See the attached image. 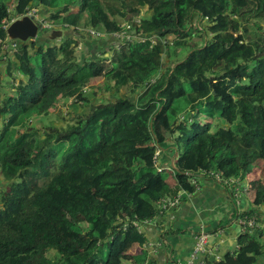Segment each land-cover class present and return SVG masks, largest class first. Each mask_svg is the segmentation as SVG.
<instances>
[{"label": "trees", "instance_id": "1", "mask_svg": "<svg viewBox=\"0 0 264 264\" xmlns=\"http://www.w3.org/2000/svg\"><path fill=\"white\" fill-rule=\"evenodd\" d=\"M37 7L71 33L59 46L9 39L10 24ZM144 9L139 20L130 13ZM261 21L264 0H0V59L14 91L0 99V264H147L140 228L201 178L233 200L246 186L240 194L252 192L253 206L239 221L264 226ZM126 25L137 40L110 49ZM196 33L201 45L191 44ZM12 43L15 62L4 52ZM83 43L96 46L79 60ZM96 48L110 51L111 69ZM100 76L130 96L91 107L54 135L31 126L59 103H88L87 81ZM177 134L182 152L162 148ZM250 231L216 264H256L264 229Z\"/></svg>", "mask_w": 264, "mask_h": 264}, {"label": "crops", "instance_id": "2", "mask_svg": "<svg viewBox=\"0 0 264 264\" xmlns=\"http://www.w3.org/2000/svg\"><path fill=\"white\" fill-rule=\"evenodd\" d=\"M61 34L63 37L64 33ZM246 194L249 198L244 195L238 205L224 186L201 178L194 194L182 193L181 201L170 207L163 217L140 228L149 255L147 264H216L228 254H234L244 233L239 212L249 211L253 206V193ZM262 211L264 213V208ZM214 230L218 231L211 233ZM202 231L208 234V241L196 255L195 246ZM211 236L215 238L213 243L209 240ZM256 264H264V256L258 258Z\"/></svg>", "mask_w": 264, "mask_h": 264}, {"label": "rangeland", "instance_id": "3", "mask_svg": "<svg viewBox=\"0 0 264 264\" xmlns=\"http://www.w3.org/2000/svg\"><path fill=\"white\" fill-rule=\"evenodd\" d=\"M33 11H36L37 14L41 18L46 19L49 22V18H50L51 13H48L42 7H37L35 9H33L32 12ZM55 11L56 10H53L52 12H55ZM130 13H132L133 16L136 17L137 20H139L141 18V16L147 17L149 14V12L146 9H144L142 12L130 11ZM261 23H262V27L264 28V21H261ZM196 25L197 24H195V27H197ZM57 30H60L61 32L64 33L63 37L62 36H59L58 38L54 37V33L56 35V33L58 32ZM127 30H129V29L127 28ZM197 31L198 30L195 29V32H197ZM49 32L46 30H40L39 35H38L39 39H36L37 43L40 45H43L45 49L49 46V44H52V45L55 44V45L59 46L64 39L71 36V33L67 32V30H65L64 28H58V29L56 28L53 31H49ZM46 34H48V35L52 34V35L48 36ZM81 36H84V35H81ZM126 36L129 39L135 40L136 35L126 33ZM43 37H45V40L42 39ZM128 38L119 39V40L114 39L112 41L113 45L110 46V49H112V48L115 49V48L121 46V44H123L124 42H131L128 40ZM84 40H86V37ZM91 40H93V39H91ZM190 41H191V44H198V45L202 44V39L198 36L197 33L191 37ZM110 42L106 38L97 39V44L101 45L102 47L106 46L105 44H107V43L110 45ZM99 45H97V48ZM89 46H91V44L87 45V46H85V45L80 46V48L78 49V50H80L79 51L80 55L78 56L79 60H81V57L83 54H85L89 49L92 50V48L95 47L96 45H93L92 48H89ZM97 48H96V50H97ZM96 50H93V51H96ZM107 51H108V49H106V48L103 50H97L96 58H99L100 60L101 59H107V58L110 59L107 61L104 60L105 68L107 70H109V69H111V65H110V62H111L110 57L111 56L108 55V52H110V51H108V52ZM32 52H33V50H30V53H32ZM86 55H84L85 56L84 59L89 61L90 55H88V56H86ZM8 58L10 61L15 62L16 61L15 52L10 53ZM93 67L94 68L96 67V63H93ZM7 68H8L7 61L1 60L0 61V99L4 98L8 94L14 92L11 89V81L7 75V72H6ZM85 92H86V97L89 100L88 103L76 102L73 99L69 100L66 103H59V104L55 105L54 108L51 109L50 114L42 116V117L34 118L31 121V126L37 128L39 130H42V132L48 131L54 135V131H56L57 129H62L63 127H66L67 125L75 122L76 117H78L79 115L88 114L91 111V107L97 106L100 104H104V103L110 104L119 97L130 96L127 93V89H123L120 93H118L114 89L113 84L110 81H107L104 76H100L98 78L87 81V86L85 88ZM160 129H161V133H166L165 136L169 137V136H167V135H169V133H168L169 127H168V124L165 122V119H163V121L160 122ZM178 137H179L178 134L174 135V137L172 138L171 141H167L166 138H163L161 140L162 141V143H161L162 148L173 147V148L177 149L179 152H182L184 145L179 140ZM259 169L260 170L262 169V165H259ZM262 181H264V176L262 177ZM1 182H2V178L0 176V184H1ZM251 189H252V187H251ZM244 192H245V190H244ZM245 196H247V198H249L248 194H245ZM243 198H244V196L241 198L242 201H243ZM209 240L211 241V243H213L215 238L213 236H211ZM124 264H128V262H124Z\"/></svg>", "mask_w": 264, "mask_h": 264}, {"label": "built area", "instance_id": "4", "mask_svg": "<svg viewBox=\"0 0 264 264\" xmlns=\"http://www.w3.org/2000/svg\"><path fill=\"white\" fill-rule=\"evenodd\" d=\"M33 10V9H32ZM32 10L30 12H28V14L26 16L30 17V18H33L34 21L37 23V25H39L41 27V30H52L53 29V25L50 24L46 19H43L41 18L36 11H33ZM127 28L130 30V26H127L125 27V31L119 33V34H116L114 39H125V38H128L126 36V33H130L129 30H127ZM132 35H136L135 36V40H137V34L135 33H130ZM129 41H134L132 39H129ZM18 44L16 43H12V44H6L5 45V51H9V52H18ZM217 178L225 185H228V186H231V185H234L236 184V182L234 180H225V179H222L220 176H217ZM237 189H236V198L235 200L237 201V204L240 205L241 204V198H242V194H240V192H243L245 193L247 191V188L246 186H244L243 184H237ZM245 190V192H244ZM178 202H169L168 205H165L164 208L165 209H169L170 207L172 206H175ZM240 223V226L243 228L244 231H246L247 229H250L251 231L250 232H254L255 229H264V226L262 224H258L257 222V218H252L250 220H244V221H239ZM207 241H208V234L204 231L201 232V234L199 235V238H198V242L196 243V246H195V254L197 255L199 252H201L204 247L206 246L207 244Z\"/></svg>", "mask_w": 264, "mask_h": 264}, {"label": "water", "instance_id": "5", "mask_svg": "<svg viewBox=\"0 0 264 264\" xmlns=\"http://www.w3.org/2000/svg\"><path fill=\"white\" fill-rule=\"evenodd\" d=\"M40 28L41 27L35 23L33 18L24 16L11 23L7 30V34L9 39L12 41L26 43L29 40L34 41L38 38ZM61 35V32H57L56 35L54 33L55 38ZM82 38L85 39L84 36H82ZM172 166L174 167V160H172Z\"/></svg>", "mask_w": 264, "mask_h": 264}, {"label": "clouds", "instance_id": "6", "mask_svg": "<svg viewBox=\"0 0 264 264\" xmlns=\"http://www.w3.org/2000/svg\"><path fill=\"white\" fill-rule=\"evenodd\" d=\"M14 22V21H13ZM36 23V22H35ZM37 24V23H36ZM40 30H41V28H40ZM47 31V30H46ZM12 41V40H11ZM34 41H36V40H34ZM17 44V43H16ZM18 47H19V45H18ZM18 51H19V49H18ZM4 52H9V51H4ZM10 53H12V52H10Z\"/></svg>", "mask_w": 264, "mask_h": 264}]
</instances>
